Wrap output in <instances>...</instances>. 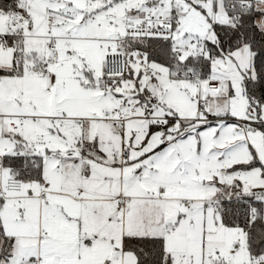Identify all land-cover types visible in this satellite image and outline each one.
Returning a JSON list of instances; mask_svg holds the SVG:
<instances>
[{"label":"snow or ice","instance_id":"snow-or-ice-1","mask_svg":"<svg viewBox=\"0 0 264 264\" xmlns=\"http://www.w3.org/2000/svg\"><path fill=\"white\" fill-rule=\"evenodd\" d=\"M0 264H264V0H0Z\"/></svg>","mask_w":264,"mask_h":264}]
</instances>
